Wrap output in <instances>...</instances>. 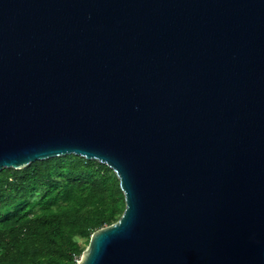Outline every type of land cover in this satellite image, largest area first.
<instances>
[{"label": "water", "instance_id": "95a60500", "mask_svg": "<svg viewBox=\"0 0 264 264\" xmlns=\"http://www.w3.org/2000/svg\"><path fill=\"white\" fill-rule=\"evenodd\" d=\"M66 155L124 198L76 264H264V0H0V171Z\"/></svg>", "mask_w": 264, "mask_h": 264}, {"label": "trees", "instance_id": "16d2710c", "mask_svg": "<svg viewBox=\"0 0 264 264\" xmlns=\"http://www.w3.org/2000/svg\"><path fill=\"white\" fill-rule=\"evenodd\" d=\"M123 210L118 180L99 162L66 155L2 169L0 264H76L90 235Z\"/></svg>", "mask_w": 264, "mask_h": 264}, {"label": "rangeland", "instance_id": "374dc122", "mask_svg": "<svg viewBox=\"0 0 264 264\" xmlns=\"http://www.w3.org/2000/svg\"><path fill=\"white\" fill-rule=\"evenodd\" d=\"M5 169V168H4ZM76 241L80 244V245H84L85 243V239H81V238H76Z\"/></svg>", "mask_w": 264, "mask_h": 264}, {"label": "built area", "instance_id": "2783aa9c", "mask_svg": "<svg viewBox=\"0 0 264 264\" xmlns=\"http://www.w3.org/2000/svg\"><path fill=\"white\" fill-rule=\"evenodd\" d=\"M78 261V260H77Z\"/></svg>", "mask_w": 264, "mask_h": 264}]
</instances>
